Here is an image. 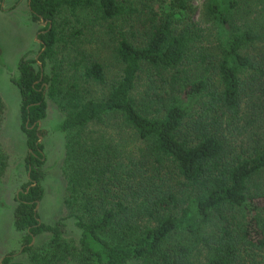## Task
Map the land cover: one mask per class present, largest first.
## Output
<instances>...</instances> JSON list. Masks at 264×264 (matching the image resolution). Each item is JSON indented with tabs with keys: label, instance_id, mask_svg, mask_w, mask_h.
I'll list each match as a JSON object with an SVG mask.
<instances>
[{
	"label": "trees",
	"instance_id": "trees-1",
	"mask_svg": "<svg viewBox=\"0 0 264 264\" xmlns=\"http://www.w3.org/2000/svg\"><path fill=\"white\" fill-rule=\"evenodd\" d=\"M27 9L45 23L36 60L21 57L11 79L28 150L12 225L29 263L264 264V0H204L206 29L196 28L190 0H27ZM120 16L134 19L140 43L120 34L119 78L87 98L81 84L102 83L101 65L78 53L66 76L56 49L85 22ZM141 69L155 79L138 97ZM46 98L63 111L73 240L62 236L63 218L45 224L35 209ZM5 166L0 150V176ZM41 233L44 244H29Z\"/></svg>",
	"mask_w": 264,
	"mask_h": 264
},
{
	"label": "rangeland",
	"instance_id": "rangeland-1",
	"mask_svg": "<svg viewBox=\"0 0 264 264\" xmlns=\"http://www.w3.org/2000/svg\"><path fill=\"white\" fill-rule=\"evenodd\" d=\"M131 1L135 3V0ZM190 1L194 7L192 20L196 23V28L206 29L209 23L205 21L202 14L204 0ZM133 21L132 17L127 16H120L110 23L96 19L87 21L81 27L80 35L70 40L66 39L64 45L57 47L54 61H61L62 70L66 76H72L70 63L79 55L78 53L85 57L86 61L94 60L101 65L104 73L102 83L81 84L87 98L104 97L111 85L119 78L121 65L115 59L114 47L120 34L133 44L140 43ZM41 26L43 22H34L30 19L27 0H0V150L6 156V166L0 176V264L2 257L9 252L12 255L7 264L10 262L11 264H30L26 253L20 251L21 233L15 231L12 225L14 196L26 182L24 158L28 150L19 127L18 91L11 79L17 75V62L20 58L32 59L36 54L38 46L35 36ZM209 37L202 40V43L206 44V40L210 41L211 37ZM32 65L36 68L35 63ZM50 66L51 63L47 60L43 71L48 72ZM162 74L165 76L164 72ZM75 77H77L76 74ZM154 79V73L151 70L141 69L134 88L138 97L150 92ZM162 84L165 87L168 85L167 82ZM153 90L155 92L159 88L154 86ZM45 104V115L39 125L43 132L39 140L42 144L43 161L39 168L42 195L36 207L38 219L45 224H52L58 218H63L62 236L65 240H73L77 236V230L62 202L65 194V181L61 172L64 133L58 130V124L63 117V111L54 101L47 98ZM246 110L241 108L242 112ZM48 237V233H41L33 238L32 245L38 247L44 244Z\"/></svg>",
	"mask_w": 264,
	"mask_h": 264
},
{
	"label": "water",
	"instance_id": "water-1",
	"mask_svg": "<svg viewBox=\"0 0 264 264\" xmlns=\"http://www.w3.org/2000/svg\"><path fill=\"white\" fill-rule=\"evenodd\" d=\"M43 24H44V23H43ZM49 27H50V24H48V28H49ZM44 87H45V86H44ZM36 124H37L36 126H37V128H38V126H39V121H37V123H36ZM39 140H40V137L38 138V141H39ZM33 184H34V183H33ZM37 203H38V202H37ZM37 203H36V205H35V209H36V207H37ZM33 238H34V237H32V238H31V240H30V243H29V244H32V242H33Z\"/></svg>",
	"mask_w": 264,
	"mask_h": 264
},
{
	"label": "flooded vegetation",
	"instance_id": "flooded-vegetation-1",
	"mask_svg": "<svg viewBox=\"0 0 264 264\" xmlns=\"http://www.w3.org/2000/svg\"><path fill=\"white\" fill-rule=\"evenodd\" d=\"M43 23H44V22H43ZM44 24H45V23H44ZM44 24H43V25H44ZM37 55H38V54L36 53V54L34 55L33 59H35V60H36V58H37ZM35 64L37 65V64H38V62H37V63H35ZM39 79H40V76H39ZM42 86H44V85H42ZM39 125H40V121H39ZM38 127H39V126H38ZM18 190H20V189H18ZM18 190H17V191H18ZM15 195H16V193H15Z\"/></svg>",
	"mask_w": 264,
	"mask_h": 264
}]
</instances>
